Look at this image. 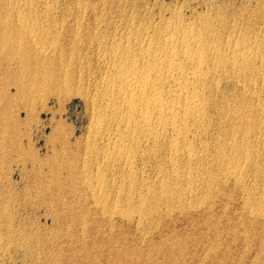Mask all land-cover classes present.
I'll return each mask as SVG.
<instances>
[{
    "label": "rangeland",
    "instance_id": "374dc122",
    "mask_svg": "<svg viewBox=\"0 0 264 264\" xmlns=\"http://www.w3.org/2000/svg\"><path fill=\"white\" fill-rule=\"evenodd\" d=\"M24 1L0 0V21ZM49 3L56 8L50 16L54 22L47 26L44 19L39 22L36 32L41 40L35 51L49 50L48 41L54 37L60 36L59 42L66 41L69 51L70 47L87 45L96 30L106 34L136 31L144 24L147 29L151 25L150 30L157 26L162 29L167 21L170 28L176 25L203 29L205 25L209 29L211 25L212 33L248 30L260 40L264 38V0H48ZM63 3L68 7L66 14L62 12ZM176 18L183 24L178 26ZM212 18L216 23L210 22ZM128 24H133L132 28ZM55 38L50 41L55 42ZM79 39L83 42L78 43ZM65 60H70V53H66ZM36 85L24 96L9 99L0 81V264H264V217L253 216L249 211L252 205H246L245 200L264 203V157L257 160L256 168L240 177L239 187L234 176L223 174L203 175L207 181L197 186L194 181L199 179L198 165L187 171L180 160L175 161L176 174H182L176 179L169 166L170 158L165 155L158 164L138 160L134 169L126 167L121 172L122 159H99L90 152L101 141L94 137L86 84L79 94L67 89L70 92L58 95L48 86ZM9 92L14 94L13 90ZM223 92V103L232 104L235 92L230 87ZM261 96L264 102V93ZM58 125L63 127L60 137L54 129ZM213 164L215 161L201 166L209 168ZM63 166L70 168L68 174L59 169ZM54 172L62 174L56 177ZM114 178L117 183L112 184ZM47 179H51L49 183ZM175 179L177 185L171 186ZM186 181L196 185L191 197L185 194ZM97 183L107 187L100 191ZM162 185L171 188L162 191ZM99 199L111 204L97 206L93 201ZM141 200L143 211L138 207Z\"/></svg>",
    "mask_w": 264,
    "mask_h": 264
},
{
    "label": "bare ground",
    "instance_id": "6f19581e",
    "mask_svg": "<svg viewBox=\"0 0 264 264\" xmlns=\"http://www.w3.org/2000/svg\"><path fill=\"white\" fill-rule=\"evenodd\" d=\"M64 6L63 10L62 7L60 9L66 14L68 7ZM55 9L50 3L48 5V0H25L13 10L14 13L7 12L8 18L0 21V58L4 59L0 62V81L2 87L5 85L3 93L7 98L24 96L36 84L48 86L57 95L65 94L67 89L79 94L86 84L87 98L93 110L94 137L101 141V145L90 152L99 159L114 156L122 159L119 166L121 172L126 167L133 168L138 160L158 164L160 157L165 155L170 158L169 166L173 174L177 171L175 161L183 162L187 171H191L188 170L191 166L198 165L199 174L196 177L199 179L194 181L197 186L207 181L203 175L215 177L223 174L234 176L239 187L240 177L252 167L256 168L257 160L264 157V139H261L264 135V102L261 101V93H264V38L260 40L248 30L236 32L222 29V34L218 31L212 33L211 25L209 29L205 25L204 28L200 26L203 29L194 28V25L193 28L174 27L176 25L170 28L167 21L165 28L157 29V26L153 30H150L151 25L147 26L149 29L143 27L145 24L143 29L115 30L110 34L99 33V29L97 32L94 28V37L87 34V37L90 34L89 39L92 37L89 43L85 37L87 45L80 48L81 44L80 49L70 47L69 51V46L64 44L66 41L57 40L60 38L58 35L59 38L54 37L55 42L50 41L54 38L48 41L49 50L35 51L41 40L36 32L39 22L44 19L46 26L53 25L54 19L51 21L50 16ZM181 21L176 24L182 25L184 22ZM211 21L216 23L217 20L213 22L212 18ZM61 23L58 25L62 27L64 22ZM67 52L70 53L69 61L65 60ZM223 84L225 87H222ZM226 87L235 92L232 104L223 103ZM9 90H13L14 94L10 95ZM54 129L60 137L63 127L58 125ZM15 136L14 139L17 138ZM214 161V167L207 168L210 164L202 167L204 162ZM65 166L59 169L68 174L70 168ZM54 174L59 177L62 173ZM180 174L173 177L177 179ZM176 179L171 186L177 185ZM116 180L114 178L111 183L115 184ZM185 183L188 184L185 194L191 197L195 193L192 189L195 184ZM101 184H98L100 191L107 187V184ZM207 186L210 188L209 183ZM169 187L162 185L160 190L167 191ZM158 198L167 202L164 197ZM245 200L246 205H252L249 211L253 216L264 217L261 197V201L255 203H250L248 198ZM93 202L102 208L111 204L104 199ZM143 204V200L138 202L141 211L144 210ZM128 211L130 213L131 210ZM209 250L210 247L207 252Z\"/></svg>",
    "mask_w": 264,
    "mask_h": 264
}]
</instances>
